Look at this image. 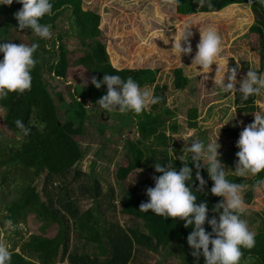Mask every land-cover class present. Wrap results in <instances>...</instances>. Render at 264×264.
<instances>
[{"label": "trees", "instance_id": "obj_1", "mask_svg": "<svg viewBox=\"0 0 264 264\" xmlns=\"http://www.w3.org/2000/svg\"><path fill=\"white\" fill-rule=\"evenodd\" d=\"M2 1L4 4H1L0 0V40L6 38V41L26 45L38 43L39 47L34 53L36 64L31 71V88L23 93L9 92L6 96L0 97V108L5 111L4 121L14 136L10 142L0 144V201L5 195L14 194L10 202H6L5 197L2 198L13 225L26 223L33 216L40 224L43 223L41 230L46 236L52 229H57V236L53 239L45 236L32 237V240L21 249V253H10L7 264H57L58 258L59 264H64L74 238L87 241L92 245L91 248H96V252L100 253L92 256L81 255L76 257L75 261L69 255L71 263L78 261L79 264H133L137 262L135 260L139 259L141 252L151 254L161 252L176 259L179 264H197V258L192 255L193 249L187 243L191 227L186 228L185 222L179 218H166L154 214L151 210L140 211L141 203L149 200L146 190L155 187L153 177L162 175L156 172L155 164H164L165 167L171 165L177 171L184 166L182 160L173 158L168 151L170 136L166 133L176 135L180 127L176 122V114L166 108V87L155 88L154 95L160 99L158 103L151 105L150 113L146 110L139 115L114 112L118 119L128 120L130 126H135L139 137L134 141H126L125 158L128 166L121 169L119 179L125 182L130 176L132 178L137 175L141 176L139 178L142 180L138 189L129 194V199L125 200L127 202L123 203L120 212L131 222L143 225L145 232L138 228L134 230L122 227L117 219L119 210L112 203L107 207L99 203L86 213H81L77 202L73 201V191L70 190L71 183L82 176L75 169L84 156L81 145L75 139L82 137L86 123L92 124V119L97 115L98 121L101 117L108 118L113 115V112L108 113L96 103L107 93V86L102 85L97 89L91 82L92 77L100 81L104 73L120 75L124 79L131 76L141 87H148L157 84L159 72L116 69L110 62L107 48L101 43L102 18L95 13L85 12L83 0H52L53 14L41 20V23L50 26L52 40L41 39L28 28L19 30L18 22L5 13L8 10L17 12L22 8V4L17 0H12L11 4H7L6 0ZM175 1L177 14L182 16L179 18L210 17L221 23L231 21V17L236 13L247 16L243 8L251 7L255 24L250 31L260 39L262 69L259 73H264V5L255 3V0ZM65 12L68 13L66 23L56 26L61 14ZM249 16L241 20L239 31L252 23L253 17ZM66 27H69L68 31H65ZM71 34H75L84 46L85 51L77 52L81 55L75 56L74 51L67 47L66 41ZM73 58L76 59L74 62ZM2 59L3 53H0V60ZM115 64L119 65L116 59ZM74 67L82 69L90 78L68 86V98L59 93L53 96L48 90L45 78L62 81L67 85L70 70ZM189 82L182 70L175 72L176 91H185ZM55 97L58 102L55 101ZM258 97L259 95L251 96L245 101L239 93L235 106L241 114L254 111ZM59 109L60 111L64 109L62 114L66 118L64 123L61 121ZM17 119L30 129L28 135H24L16 127ZM197 120L198 112L190 111L191 130L197 129ZM254 120H250L248 124ZM104 128L105 126L101 127L102 133ZM122 133L120 136H123ZM240 133L234 132L229 139L233 141L236 153L239 151L237 142ZM17 138L21 140L17 141ZM235 160H238L237 155ZM187 163L193 171L192 181L188 183L197 197V204L206 203L208 219L215 217L219 220V212L214 211V208L223 197L211 193L213 181L208 177L203 164L197 170L190 160ZM197 171L206 181L203 187L196 179ZM251 176L252 180H247L227 173V179L241 183L243 190L255 189L253 185L257 180L264 179V172ZM43 177L45 201L42 200L37 188V182ZM90 182L83 189L89 193L91 200L98 201L100 197L98 183ZM246 199V205H251L253 194L248 193ZM242 218L247 221L250 231L255 233L256 243L252 249H242L240 264H264V213L250 212L247 215L243 214ZM204 227L206 231H212L207 221ZM198 260L199 264H205L203 255H200Z\"/></svg>", "mask_w": 264, "mask_h": 264}, {"label": "rangeland", "instance_id": "obj_2", "mask_svg": "<svg viewBox=\"0 0 264 264\" xmlns=\"http://www.w3.org/2000/svg\"><path fill=\"white\" fill-rule=\"evenodd\" d=\"M1 4H4L2 0ZM83 8L85 12L95 13L102 18L103 37L101 43L107 48L110 62L116 69L159 72L157 84L146 88L151 89L154 94L157 86L167 88L166 108L176 114V122L180 127L178 134L168 135L170 136L168 137L170 155L181 160L180 157L183 156L184 149L190 147L194 140L203 141L205 144L210 141H218L221 163L228 173L234 174L232 171L236 169V152L233 141L229 139L234 132H242L249 121L255 119L256 113L264 115V111L261 110V106H264V93L259 95L254 111L241 114L235 106L236 98L240 93L238 91L239 83L235 85L236 89L225 92L216 88L214 84L217 64L211 66V71L206 74L207 80L204 79L203 74L197 77L194 73V66L191 64L200 39V30L211 26L218 30L222 38V52L220 53L222 72H226L228 68L238 64L237 81H241L246 76L249 68L258 73L261 72L260 39L258 36L252 35L250 31L255 24L251 7L243 9L247 12V16L253 17L252 23L241 31H239V23L247 16L236 13L227 23L217 22L210 17L204 19L179 18L175 16L177 14L175 0H83ZM15 13L16 11L8 10L5 15L18 22ZM67 17V12L61 14L56 26L66 23ZM188 27L193 34L190 37L193 51L190 55H182L178 60L174 55H171V47L174 45L173 38L177 33L182 34ZM68 30L69 27H66L65 31ZM162 36L169 40V44L164 43V39L160 38ZM3 40L0 43L7 42L6 38ZM66 44L70 51H74L75 56L81 55L77 52L85 51L83 44L75 34L69 36ZM115 59L118 61V66L115 64ZM75 60V58L72 59L73 62ZM179 70H182L190 81L188 88L182 92L176 91L174 88L175 72ZM228 75L229 73H225V84L229 82ZM87 78H90L88 74L86 75L82 69L74 67L70 70L67 85H64L62 81H52L48 77L45 78V83L53 96L59 93L68 98L67 87ZM55 101L58 102L57 97H55ZM146 111L150 113L151 105ZM190 111L198 112L196 121L198 127L195 130L189 128ZM62 114H64V109L60 111L61 121L64 123L66 118ZM4 117L5 111L0 108V144L2 145L14 138L8 130ZM91 122L93 123H86L82 137L75 139L81 145L84 156L82 162L75 169L82 176L70 185V190L73 191V201L77 202L81 213H86L99 203L105 207L112 203L119 210L117 219L122 227L134 230L138 228L145 232L143 225L131 222L120 212L123 203L128 201L129 194L138 189L142 183L139 178L141 176L137 175L132 178L130 176L125 182L119 179L121 169L128 166L125 158L126 141L139 139L136 127L130 126L128 120L118 119L114 112L112 116L101 117L99 121L97 115ZM103 125L105 128L102 133ZM127 125L129 126L126 127ZM121 132H123V136H120ZM20 140L17 138V141ZM189 160L191 161V159ZM200 163L203 164V161ZM244 178L252 180L251 175ZM90 181L98 183L97 188L100 193L98 201L91 200L89 193L83 189L84 186L91 183ZM44 182V177L37 182V188L43 201L46 199L43 192ZM248 193H252L254 196L251 205H246ZM242 196L245 201V215L250 212L264 213V188L259 190L247 188L242 191ZM4 197L6 202H10L13 200L14 194ZM2 198L0 201V242L10 253H21V249L34 236H45L49 239L57 236L56 228L49 231L46 236L41 230L43 223L40 224L33 216L26 223L21 222L19 225H13L9 220V214L6 212ZM78 245L79 243L75 242V247ZM140 254L139 259L135 260L137 262L133 264H179L176 259L165 253L141 252Z\"/></svg>", "mask_w": 264, "mask_h": 264}, {"label": "clouds", "instance_id": "obj_3", "mask_svg": "<svg viewBox=\"0 0 264 264\" xmlns=\"http://www.w3.org/2000/svg\"><path fill=\"white\" fill-rule=\"evenodd\" d=\"M17 2L22 4V8L14 14L19 30L28 28L31 29L32 34L41 39L52 40L53 33L50 26L41 23L43 17L53 14L52 0H17ZM6 3L11 4L12 0H6ZM255 3L264 5V0H255ZM192 35L189 27L182 34L177 33L173 38L171 55L178 60L182 55H190L193 51L190 39ZM160 38L164 39L165 44L169 43L164 36ZM38 47V43L31 45L15 44L10 41L0 43V53H3V59L0 60V96H6L9 92L23 93L31 88V71L36 64L34 53ZM196 49L191 66H194L197 77L203 74L204 79L207 80L206 74L211 71L213 64H217L214 77L216 88L229 92L236 89L235 85L239 83L238 91L245 101L251 96L264 93V73L249 68L246 76L241 81H237L238 64L222 72L223 65L220 60L222 38L215 27L210 26L200 30ZM225 73H229L227 84L224 83ZM91 82L97 89L102 85L107 86V93L96 103L108 113L130 112L139 115L150 105L158 103L160 99L151 89L141 87L131 76L124 79L120 75L104 73L102 80L98 81L92 77ZM77 100L79 101L78 97ZM261 110L264 111V106H261ZM15 125L24 135L29 134L30 129L21 120L17 119ZM166 135L172 134L166 133ZM237 147L238 160L235 171H232L236 176L248 177L264 172V115L255 114L254 122L248 124L240 133ZM219 148L218 141L205 144L203 141L194 140L190 147L184 149V154L180 157L184 166L179 171L171 165L165 167L164 164L156 163L155 170L162 175L153 177L155 187L146 190L149 200L140 205V211L151 210L159 216L179 218L185 222L186 228H192L187 236V243L193 249L192 255L197 258V264L200 255L205 258V264H240L242 249H252L256 243L255 233L250 231L247 221L242 218L245 212L243 185L227 179L228 171H225L221 163ZM189 159L197 170L202 167L200 161H203V167L213 181L211 193L223 197L214 208V211L219 212V220L215 217L208 219L207 204L196 202L197 197L188 183L193 178L192 168L187 163ZM196 179L201 187L206 184L199 171L196 173ZM253 187L256 190L264 187V179L257 180ZM206 221L212 229L211 232L206 231L204 227ZM9 260V250L0 243V264H7Z\"/></svg>", "mask_w": 264, "mask_h": 264}, {"label": "crops", "instance_id": "obj_4", "mask_svg": "<svg viewBox=\"0 0 264 264\" xmlns=\"http://www.w3.org/2000/svg\"><path fill=\"white\" fill-rule=\"evenodd\" d=\"M175 16L182 17V16H179L178 14H176ZM75 242L79 243L78 247H75ZM81 243H82V247H81ZM91 247H92V245H89L87 241L74 238L72 241V246H71V250L73 249V251L69 252V254L67 256V260L64 262V264H79L78 261L71 263L69 261L70 256H72L74 261H75L76 257H78V256H81V255L92 256V255L96 254L97 253L96 248H91ZM99 253H97V254L99 255ZM57 264H59V258H58Z\"/></svg>", "mask_w": 264, "mask_h": 264}]
</instances>
